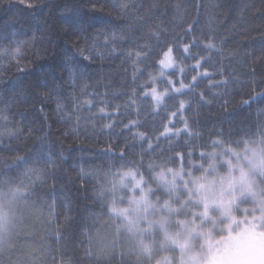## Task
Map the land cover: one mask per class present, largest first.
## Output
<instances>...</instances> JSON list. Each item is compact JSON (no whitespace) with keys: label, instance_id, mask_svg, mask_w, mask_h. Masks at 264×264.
<instances>
[{"label":"clouds","instance_id":"9594fccd","mask_svg":"<svg viewBox=\"0 0 264 264\" xmlns=\"http://www.w3.org/2000/svg\"><path fill=\"white\" fill-rule=\"evenodd\" d=\"M19 2L0 0V7ZM231 3L82 0L75 24L63 18L61 8L38 32L4 44L0 99L14 102L21 90L46 98L39 81L28 77L43 76L55 64L52 80L70 95L74 111L87 107L94 126L98 121L101 129L117 135L105 137L96 146L98 158L88 161L104 183H93L95 177L77 164L74 154L85 151L81 145L87 141L68 132L50 145L54 155L35 166L24 151L9 157L29 166L0 179V264H162L165 253L148 242L154 221L147 227L129 222L135 206L143 202L153 212L191 217L197 207L193 185L207 166L190 165L198 149L207 155V145L235 148L241 159L253 153L264 157V51L248 53L236 40L240 23L264 15V0H252L238 11ZM59 4L29 0L28 7H43L48 16ZM85 15L103 20L89 23ZM216 58L228 63L214 67ZM211 74L219 78L208 81L212 87L206 92L199 82ZM124 77L131 81L127 89ZM218 85L236 91L227 95ZM117 94L124 96L122 104L104 100ZM220 96L227 98L219 102ZM122 108L126 119L117 116ZM12 123L9 134L21 146H39L49 137L47 129L20 135V123ZM251 176L253 193L239 195L233 210L264 229V167ZM63 181L79 193L71 206L63 205L64 187H58ZM142 195L146 200L137 204L133 198ZM113 207L126 211L113 212Z\"/></svg>","mask_w":264,"mask_h":264},{"label":"trees","instance_id":"16d2710c","mask_svg":"<svg viewBox=\"0 0 264 264\" xmlns=\"http://www.w3.org/2000/svg\"><path fill=\"white\" fill-rule=\"evenodd\" d=\"M82 0H60L58 6H53L52 11L48 16L44 15L45 9L43 7L32 9L28 7L29 0H20L19 3H12L11 5H5L0 7V58L6 57L7 52L4 50V44L9 40L23 39L26 34L30 32H38L43 26L45 21L52 22L61 8L64 10V19L72 24H75L78 19V10L80 9ZM252 0H232L230 8H234L238 11L249 5ZM229 21L232 19L233 12L230 10ZM84 19L89 23L102 22L103 17L99 15L88 17L85 15ZM240 29L237 36V46L242 47L246 52L256 54L260 51H264V15L257 14L253 17L252 21L248 23H240L238 25ZM127 46V44H125ZM212 58H210V63ZM228 62H221L219 58L215 59L214 67L225 66ZM225 72L228 68H224ZM211 71V69L209 70ZM56 65L50 64L44 70L43 76L40 72H36L34 76L28 77L29 82L39 81L40 86L44 89L48 95L46 98L41 99L36 96L35 93H25L23 90L14 94V102H6L5 99H0V179H4L7 176L15 175L22 171L27 164H21L20 161L13 163L9 159L17 151H24L32 166H35L36 162H43L48 160L54 155L52 147L50 145L56 140V137L61 136L64 132H68L71 135L82 136L87 141L84 145H81L85 151L74 154L77 157V164L84 167L88 172L89 178L99 179L102 183L106 182L103 175L96 172L95 169L88 163L90 159L98 158L96 146L101 144L105 137H111L117 135L115 130L101 129L99 122L93 125V117L90 114V109L85 107L79 113L73 109L74 101L70 98V95L64 91H58L59 82H54L52 77L55 76ZM124 76L121 73L116 77L117 86H121L119 81ZM218 75L211 74L206 76L199 82V86L204 88L205 91L211 89V85L208 84L210 79H218ZM131 85V81L124 77L123 88L127 89ZM217 87H223L224 92L227 95H231L236 91L233 87L229 89L224 85H218ZM95 95V93H93ZM226 96L218 97L219 102H223ZM109 104L123 103L124 96L117 94L116 96H106L104 98ZM104 101H100L103 103ZM47 113V120L45 117ZM79 119H75L76 116ZM7 116L8 119H2ZM118 118L126 119L124 115V109L122 108L120 113L117 114ZM261 118L257 117V122ZM18 121L22 126L20 135L23 132L31 129L33 133L39 135L44 132L45 129L49 132V137L41 142L39 146L29 143L28 145L21 146L16 139L13 138V134H9V129L13 127V123ZM50 125V127H49ZM95 141V144L92 143ZM215 145H207V151ZM203 157V159H202ZM196 160H208L209 157L204 156L202 150H197L193 155ZM184 162L188 163L187 156L184 157ZM41 184L40 181L37 182ZM64 187L63 193V205L71 206L72 199L75 196H79V193L66 181L58 183V187ZM43 191V189H41Z\"/></svg>","mask_w":264,"mask_h":264},{"label":"rangeland","instance_id":"374dc122","mask_svg":"<svg viewBox=\"0 0 264 264\" xmlns=\"http://www.w3.org/2000/svg\"><path fill=\"white\" fill-rule=\"evenodd\" d=\"M207 157L205 162L192 157L193 169L201 163L207 168L206 175L193 185L197 207L191 217L153 212L141 202L130 217L131 225L139 221L147 227L149 220L154 221L148 242L165 253L162 264H264V229L258 220L248 217L245 222L233 210L239 195L253 193L251 171L264 167V157L253 153L241 159L237 149L216 145Z\"/></svg>","mask_w":264,"mask_h":264},{"label":"snow or ice","instance_id":"6c2138e0","mask_svg":"<svg viewBox=\"0 0 264 264\" xmlns=\"http://www.w3.org/2000/svg\"><path fill=\"white\" fill-rule=\"evenodd\" d=\"M133 199L136 201L137 204H139L140 201L146 200V197L142 195V196H140L138 198L134 197ZM112 210H113V212H120V213H124L126 211L125 209H117L116 207H113ZM129 222L132 223V219L131 218H129Z\"/></svg>","mask_w":264,"mask_h":264}]
</instances>
